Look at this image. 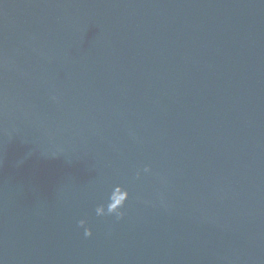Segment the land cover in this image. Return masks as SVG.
Masks as SVG:
<instances>
[{"label":"water","instance_id":"water-1","mask_svg":"<svg viewBox=\"0 0 264 264\" xmlns=\"http://www.w3.org/2000/svg\"><path fill=\"white\" fill-rule=\"evenodd\" d=\"M0 264H264V0H0Z\"/></svg>","mask_w":264,"mask_h":264},{"label":"clouds","instance_id":"clouds-1","mask_svg":"<svg viewBox=\"0 0 264 264\" xmlns=\"http://www.w3.org/2000/svg\"><path fill=\"white\" fill-rule=\"evenodd\" d=\"M150 169H144V171H149ZM129 199V192L124 189L121 192V186H116L113 191L111 192L107 205H100L96 208V214L98 216H105V215H115L117 220L122 219L124 217V212L121 209L125 206L127 200ZM86 221L81 220L79 224L83 226ZM92 230L90 228L85 230L84 235L86 237L92 236Z\"/></svg>","mask_w":264,"mask_h":264}]
</instances>
